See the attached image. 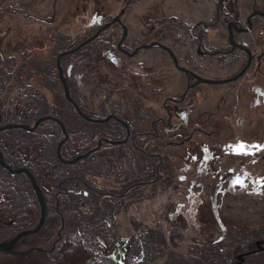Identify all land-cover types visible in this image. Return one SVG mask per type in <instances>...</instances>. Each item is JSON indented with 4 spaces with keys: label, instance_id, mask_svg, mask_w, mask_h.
<instances>
[{
    "label": "flooded vegetation",
    "instance_id": "obj_1",
    "mask_svg": "<svg viewBox=\"0 0 264 264\" xmlns=\"http://www.w3.org/2000/svg\"><path fill=\"white\" fill-rule=\"evenodd\" d=\"M193 1L196 8L202 4ZM205 2L213 5L207 12L208 18H197L189 30L186 24L183 28L185 36L193 42L194 54L212 56L240 50L244 63L246 52L238 47L229 50L226 35L225 48L212 43L218 20H234L237 26L230 25L234 39L241 42L239 36L253 29L252 39L259 48L256 51L255 45L254 49L248 45L250 64L239 77L247 75L252 68L264 79V16L250 15L255 8L264 9V5L251 0L241 19L239 0ZM119 10L97 23L94 21V28L87 34H73L78 36L76 41L59 49L54 48L55 39L56 43L64 42L69 33L59 40L56 26L52 44L43 48L48 54L40 56L44 59L28 60L33 61L32 67L26 66L24 60L10 61L9 66L3 67L5 74H0V242L19 231L35 228L43 211L38 230L16 240L15 243L35 235L22 244L26 248L19 252L29 249L39 255H64L74 243L89 240L88 229L105 250L110 237L118 243L132 236L134 222L130 233H118V215L170 186L175 179L171 168L172 147L180 152L192 140L193 130L183 136L179 130L183 119L193 113H189L192 105L197 107L196 101L202 99L204 82L177 69L161 46L138 47L158 39H148L147 35L141 42L132 44L134 38L128 35L122 19L126 6ZM116 15L120 21L110 22L94 38L77 46ZM247 16L250 26L243 29L248 25ZM169 26L164 24L155 31L162 37L158 41L172 49L163 42V36L172 32ZM93 40L97 42L90 43ZM152 46L160 48L183 75L178 87L176 83L166 86L165 67L156 64L153 53L137 58L148 51H142L143 48ZM188 48L181 55L172 49L178 63L192 73L206 76L198 70L199 63H192ZM63 51L66 52L59 55ZM33 75L36 77L32 80ZM178 111H181L179 115ZM194 126L198 133L205 132L201 124ZM211 133L208 134L213 138ZM107 224L111 228L109 232L105 231ZM256 238L264 240V235L244 246H233L224 254L214 247L213 255L205 260H210V264L236 261L264 264V242L254 244ZM15 250L14 244L8 252ZM134 255H142V250L138 249ZM191 256L196 258L194 264H199L203 255ZM148 257L149 264H154L153 255ZM51 258L50 264H57V259Z\"/></svg>",
    "mask_w": 264,
    "mask_h": 264
},
{
    "label": "rangeland",
    "instance_id": "obj_2",
    "mask_svg": "<svg viewBox=\"0 0 264 264\" xmlns=\"http://www.w3.org/2000/svg\"><path fill=\"white\" fill-rule=\"evenodd\" d=\"M197 1L202 2L200 9L193 0H0V74H5L3 67L9 66L10 61L24 60L26 66L32 67L33 61L28 60L46 56L48 52L43 48L52 44L56 26L59 40L69 33L64 42L56 43L55 39L54 48L59 49L76 41L78 36L73 34H87L94 28V21L109 17L124 5L122 19L128 35L134 38L132 44L141 42L147 35L148 39L162 41L155 29L169 23L172 32L163 36V42L176 54L181 55L187 46L192 63L200 64L198 70L203 75H230L243 63L240 50L212 56L195 55L193 42L183 32L185 24L189 30L197 18H208L207 12L213 5L206 0ZM259 1L264 5V0ZM250 5L251 0H239L241 19ZM225 20L220 18L213 28L212 43L219 48L226 47ZM252 36L253 29L241 34L239 39L253 47ZM255 48L259 50L257 45ZM146 49L137 58L153 53L156 64L165 67L166 86L176 83L178 87L183 81L181 72L157 46L142 51ZM201 91L202 99L196 101L197 107L192 105L190 109L189 113H193L180 121L181 136L193 130L191 142L180 152L172 147L171 168L175 179L166 190L156 191L149 201L121 212L117 217V231L125 235L132 231L133 221L144 224L155 234L166 237L169 255H203L198 263L210 264L205 259L213 255L212 248L217 247L224 254L233 246H244L264 235V79L251 68L247 75L236 80L202 83ZM196 124H201L205 132L200 134L194 130ZM241 142L260 147L245 149L249 154H243L235 150ZM34 236L21 238L15 243V249H25L22 244ZM80 244L59 255L57 263L83 264L93 252L96 255L94 246L84 244L89 248V255ZM165 255L155 256V264H163ZM50 258L51 255H39L37 251L5 253L0 250V264H50Z\"/></svg>",
    "mask_w": 264,
    "mask_h": 264
},
{
    "label": "trees",
    "instance_id": "obj_3",
    "mask_svg": "<svg viewBox=\"0 0 264 264\" xmlns=\"http://www.w3.org/2000/svg\"><path fill=\"white\" fill-rule=\"evenodd\" d=\"M228 6L230 7V4H228ZM133 222V229L135 232H133L132 236L129 235L128 237H122L123 239L118 242L119 244L115 242L114 238L112 239V237H110L107 247L108 250L106 249L107 251L104 249L102 243L94 239L91 234V229L90 231L89 229L86 230L89 240L82 244H76H80L87 253L89 252L88 247L94 246V249H97V253L94 255L93 252L91 258L89 257V259L83 264H149L148 255H153L155 264V256L162 254H166L164 256L163 264H174L176 262H181V264H194L196 259L194 256L169 255V251L166 252V237H162L159 233L155 234L153 229L150 230L144 224L135 221ZM110 230L111 228L109 224H107L105 231L109 232ZM96 244H98L97 247L95 246ZM138 249L142 250V255H134ZM51 257H53V255H51ZM54 257L56 259L60 258L59 255H54ZM50 260L53 261V258H50Z\"/></svg>",
    "mask_w": 264,
    "mask_h": 264
},
{
    "label": "water",
    "instance_id": "obj_4",
    "mask_svg": "<svg viewBox=\"0 0 264 264\" xmlns=\"http://www.w3.org/2000/svg\"><path fill=\"white\" fill-rule=\"evenodd\" d=\"M121 11H122V8L119 10V12H121ZM254 13L264 16V9L255 8V9H253L250 12V15L254 14ZM115 20L120 21V18L116 15L110 21L102 23L91 35H89L88 37L83 39L81 42H79L77 46H79L81 44H84V43L88 42L89 40H91L92 38H94L101 29L107 27L110 22L115 21ZM247 22H248V25L245 26L243 29H247L250 26L249 16H247ZM231 24H233L235 27L237 26L236 22L234 20L230 19V20H228L226 22V28H227L226 41L230 45L229 50L234 48V47H238L240 49H243L246 52L247 56H246V60L243 63V65L236 72H234V73H232L230 75L224 76V77H206V76H200V75H198L196 73H192V71L190 69H188L187 67H185V66H183V65L178 63L175 53L172 51V49L168 45H166V44H164V43H162V42H160L158 40H150L148 43H141V44L138 45V47H142V46L143 47H148V46H151V45H154V44L159 45V46H161L162 48H164L168 52V54L170 55L171 60L173 62V65L177 69L182 70V71H184L186 73L194 74L197 77V81L204 82V83H215V84L225 83V82H229V81H232V80H236L239 76H241L242 73L244 72V70L249 66L250 60H251L250 47L248 45L243 44L241 42H238V41H236L234 39L233 34H232V30H231V26H230ZM123 27L125 28L124 25H123ZM197 51H198V48H197ZM64 52H66V51L60 52L59 55L64 53ZM42 218H43V211L41 212V216H40L39 222H38V224L36 225L35 228L29 229V230L19 231L12 238H10V239H8L6 241L0 242V250L3 251V252L11 253V252H8L9 251V247L13 246L15 244L16 240L20 236H22V235H24L26 233L35 232L36 230H38L39 225H40V223L42 221ZM259 242H264V240H262L261 238H256L254 240V244H258ZM237 250L238 249H235L234 251H237ZM15 251L19 252L18 249L15 250ZM245 252L247 253V252H249V250L245 251ZM239 253H241V252H239ZM237 263H238V261L234 262L233 264H237Z\"/></svg>",
    "mask_w": 264,
    "mask_h": 264
},
{
    "label": "snow or ice",
    "instance_id": "obj_5",
    "mask_svg": "<svg viewBox=\"0 0 264 264\" xmlns=\"http://www.w3.org/2000/svg\"><path fill=\"white\" fill-rule=\"evenodd\" d=\"M260 146H258V145H244L243 144V142H241L237 147H236V151H238V152H242L243 154H249V152L248 151H245V149H247V150H251L252 148H259ZM181 179H184L183 177H181ZM237 183H239L241 186H245L244 184H243V182L242 181H240V180H237L236 181Z\"/></svg>",
    "mask_w": 264,
    "mask_h": 264
}]
</instances>
